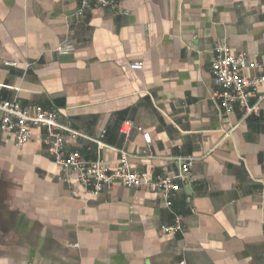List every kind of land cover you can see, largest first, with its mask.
<instances>
[{
  "label": "crops",
  "instance_id": "obj_1",
  "mask_svg": "<svg viewBox=\"0 0 264 264\" xmlns=\"http://www.w3.org/2000/svg\"><path fill=\"white\" fill-rule=\"evenodd\" d=\"M77 9L0 0V100L57 107L87 137L65 149L111 169L118 150L153 176L192 157L190 180L169 206L119 183L91 196L74 173L61 181L42 129L20 148L0 130V264H264V99L259 117L226 113L210 73L219 42L264 73V0H120L75 18ZM63 39L74 53L53 51ZM127 121L150 142L134 127L123 134ZM178 215L183 230L162 235Z\"/></svg>",
  "mask_w": 264,
  "mask_h": 264
},
{
  "label": "built area",
  "instance_id": "obj_2",
  "mask_svg": "<svg viewBox=\"0 0 264 264\" xmlns=\"http://www.w3.org/2000/svg\"><path fill=\"white\" fill-rule=\"evenodd\" d=\"M120 0H76L78 9L74 16L91 5L99 8H114ZM214 58L210 65V73L215 84L219 87L213 92L220 107L226 113L239 108L244 116L259 117L260 102L264 99V73L250 74L259 68V65L250 59L244 52H233L227 43H216L213 46ZM58 54H72L75 45L68 39H63L54 49ZM15 63L4 61V65ZM132 69H141V62L130 65ZM134 126L130 121L123 123L121 132L128 135ZM44 131L42 142L47 156L61 170V181L69 183L70 174L74 173L80 187L91 196H98L102 190L112 183H119L128 188H145L156 192L164 200V205H170L177 182L190 180L191 168L195 162L192 157L177 158V170L167 175L153 176L146 171L132 167L124 150H118L119 163L111 169L100 159L86 160L77 151H67L65 143L84 136L81 132L72 129L61 121V114L57 107H42L33 105L24 107L17 99L0 100V130L12 133L17 148L28 142L32 136V129ZM142 134L145 143L150 142V136L141 126L134 127ZM102 131L100 137H102ZM96 143L100 149L105 145L100 139H89ZM76 194L75 190H72ZM181 216H176L172 225H161L159 232L162 235H173L183 230ZM176 264H186L181 259Z\"/></svg>",
  "mask_w": 264,
  "mask_h": 264
}]
</instances>
